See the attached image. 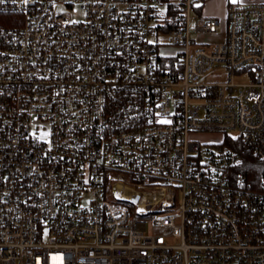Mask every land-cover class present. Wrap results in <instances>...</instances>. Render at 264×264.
I'll use <instances>...</instances> for the list:
<instances>
[{
	"label": "built area",
	"instance_id": "2783aa9c",
	"mask_svg": "<svg viewBox=\"0 0 264 264\" xmlns=\"http://www.w3.org/2000/svg\"><path fill=\"white\" fill-rule=\"evenodd\" d=\"M206 1L0 4V264H264V0Z\"/></svg>",
	"mask_w": 264,
	"mask_h": 264
},
{
	"label": "rangeland",
	"instance_id": "374dc122",
	"mask_svg": "<svg viewBox=\"0 0 264 264\" xmlns=\"http://www.w3.org/2000/svg\"><path fill=\"white\" fill-rule=\"evenodd\" d=\"M252 0H237L238 3L241 4H248ZM229 2H232V0H207L202 8L199 10L195 11L199 13L201 16H208V17H219L222 21V29L219 30V34L216 36H211L208 37L207 39L201 37V36H195L198 40H206V41H211V42H216L219 43L222 41L224 37V33L226 32V9H227V4ZM65 7L63 6H58L57 9L60 11H63ZM194 12V13H195ZM160 41L163 43L167 42V37L166 36H161ZM178 52V48L165 45L161 47L160 49V55L162 56H167V55H175ZM228 80L225 69L223 67L220 68H215L214 71H212L207 78L205 79L206 82L208 83H222L226 82ZM235 82L237 83H243L248 81V77H243L241 75H237L234 78ZM198 140H201L203 142H213L217 143L222 140V135L217 134V133H205L201 134L200 136L197 137Z\"/></svg>",
	"mask_w": 264,
	"mask_h": 264
},
{
	"label": "trees",
	"instance_id": "16d2710c",
	"mask_svg": "<svg viewBox=\"0 0 264 264\" xmlns=\"http://www.w3.org/2000/svg\"><path fill=\"white\" fill-rule=\"evenodd\" d=\"M227 143H230L229 138L227 139ZM262 166V163L255 157L248 156L245 158L243 170L247 174H254L255 172H259L262 169Z\"/></svg>",
	"mask_w": 264,
	"mask_h": 264
},
{
	"label": "snow or ice",
	"instance_id": "6c2138e0",
	"mask_svg": "<svg viewBox=\"0 0 264 264\" xmlns=\"http://www.w3.org/2000/svg\"><path fill=\"white\" fill-rule=\"evenodd\" d=\"M233 3H236L237 0H232ZM4 3V0H0V4ZM73 23H75V21H73ZM162 123H169V121H161ZM44 135H47L46 133Z\"/></svg>",
	"mask_w": 264,
	"mask_h": 264
},
{
	"label": "water",
	"instance_id": "95a60500",
	"mask_svg": "<svg viewBox=\"0 0 264 264\" xmlns=\"http://www.w3.org/2000/svg\"><path fill=\"white\" fill-rule=\"evenodd\" d=\"M198 6H202V4H198ZM138 200H139V199H138ZM138 200H137V201H138Z\"/></svg>",
	"mask_w": 264,
	"mask_h": 264
}]
</instances>
